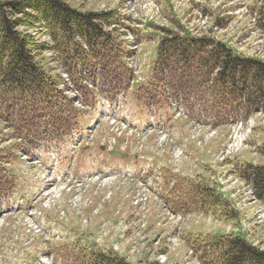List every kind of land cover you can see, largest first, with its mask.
<instances>
[{"label":"rangeland","instance_id":"1","mask_svg":"<svg viewBox=\"0 0 264 264\" xmlns=\"http://www.w3.org/2000/svg\"><path fill=\"white\" fill-rule=\"evenodd\" d=\"M66 1L86 11L117 4ZM170 1L177 13L155 12L154 2L162 7L156 0H124L138 13L139 21L130 23L147 18L152 30L142 34L130 25L146 38L137 49L135 81L109 94L98 80L96 100L75 87L74 95L83 97L73 99L76 121L57 139L19 138L0 118V186L6 189L0 193V264L97 263V252L134 264H204L188 234L235 231L264 251V202L240 172L246 162L264 165V111L243 120L244 99L218 103L209 85L200 84L195 64L182 79L172 77L173 67L163 81L154 72L161 25L177 32L187 27L264 60V0ZM44 34H36L39 43ZM48 50L40 49L39 59L65 78L56 51ZM200 180L227 202L203 212L183 204V191Z\"/></svg>","mask_w":264,"mask_h":264},{"label":"trees","instance_id":"2","mask_svg":"<svg viewBox=\"0 0 264 264\" xmlns=\"http://www.w3.org/2000/svg\"><path fill=\"white\" fill-rule=\"evenodd\" d=\"M124 18L116 10L86 11L66 0H0V118L12 133L32 140L40 136L57 139L76 121L77 110L59 88V75H53L39 59L40 49L56 51L89 100H95L98 80L109 94L130 88L127 51L115 34L116 26L124 25ZM41 19L50 33L51 45L35 43L25 29ZM160 30L163 36L157 48L156 78L163 81L169 75L165 71L173 67L172 77L182 79L195 64L200 69V84L209 85L206 90L212 89L218 103L224 104L228 97L229 101L244 99L243 120L264 111L263 59L242 56L216 39L197 38L165 27ZM83 68L92 87L82 75ZM240 172L264 202V165L246 162ZM4 173L0 163V178ZM188 185L182 202L191 204L196 212L210 211L227 202L215 187L201 180ZM0 190L6 191L1 186ZM193 238L196 243L191 246L204 264H264V251L242 235L212 233ZM92 256L97 263L84 264H134L113 254L97 252Z\"/></svg>","mask_w":264,"mask_h":264},{"label":"crops","instance_id":"3","mask_svg":"<svg viewBox=\"0 0 264 264\" xmlns=\"http://www.w3.org/2000/svg\"><path fill=\"white\" fill-rule=\"evenodd\" d=\"M107 1H111V0H107ZM117 4H115V9H113V10H117V11H120V12H122L124 9H123V7H125L124 5H125V3H123L124 2V0H123V2H121V1H119V0H114ZM192 1V0H191ZM114 2V3H115ZM156 2L159 4V3H161V5H162V7L161 8H165L164 9V11L165 10H169L172 14H174V13H177L176 11H175V9L173 8V5H172V2L170 1V0H156ZM163 3H164V5H163ZM79 4L80 3H78L77 5H74V6H76V7H79ZM196 5V4H195ZM163 6H165V7H163ZM187 8V5L186 6H184V7H182L181 9H182V11L184 10L185 11V9ZM236 229V228H235ZM234 229V230H235Z\"/></svg>","mask_w":264,"mask_h":264},{"label":"built area","instance_id":"4","mask_svg":"<svg viewBox=\"0 0 264 264\" xmlns=\"http://www.w3.org/2000/svg\"><path fill=\"white\" fill-rule=\"evenodd\" d=\"M144 6H147V5L145 4ZM39 31H40L39 28H35L31 32H32V34L36 35L37 33H39ZM122 31H125V29H122ZM46 35L48 36V38L50 37L48 33ZM46 35L44 34V38H45ZM124 35H126L127 38H130L131 39V34L129 33V31L127 32V34H124ZM48 38L46 39V41L47 42H50V40ZM131 47L132 48H135V46H131ZM63 74H65V78L64 79L66 81H69L68 75L66 73H63Z\"/></svg>","mask_w":264,"mask_h":264}]
</instances>
